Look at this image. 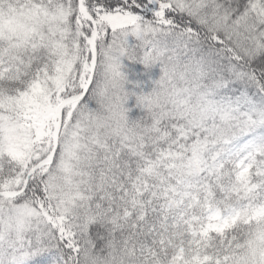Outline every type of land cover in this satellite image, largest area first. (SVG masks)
Wrapping results in <instances>:
<instances>
[{"label":"snow or ice","instance_id":"snow-or-ice-1","mask_svg":"<svg viewBox=\"0 0 264 264\" xmlns=\"http://www.w3.org/2000/svg\"><path fill=\"white\" fill-rule=\"evenodd\" d=\"M0 264H264V0H0Z\"/></svg>","mask_w":264,"mask_h":264}]
</instances>
